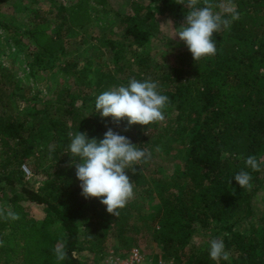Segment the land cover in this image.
<instances>
[{
    "label": "trees",
    "instance_id": "obj_1",
    "mask_svg": "<svg viewBox=\"0 0 264 264\" xmlns=\"http://www.w3.org/2000/svg\"><path fill=\"white\" fill-rule=\"evenodd\" d=\"M4 1L0 0V5ZM94 1L104 11L114 12L110 0ZM238 1L236 10L221 15L230 26L214 34L215 56L195 61L188 49L163 65L147 54L148 45L161 35L162 19L172 22L178 31L189 9L178 0H134L130 4L133 13L117 14L121 19L116 34L120 37H101L111 39L103 47L113 52L112 67L100 60L65 63L64 72L77 78L73 95L81 98V105L73 98L57 95L45 100L37 95L27 99L31 104L28 111L10 113L11 106H16L13 98L23 96L15 76L0 69V202L19 215L12 230L24 236L21 264H92L76 255L86 251L102 256L110 239L130 250L139 246L145 234L157 247L158 261L264 264V219L241 230L252 218L257 196L264 192V163L260 171L245 165L250 155L258 160L264 156V0ZM89 2L78 0L72 6H61L64 14L56 13L55 18L71 27L70 18L76 22L80 16L74 8L85 11ZM220 2L208 0L215 10ZM204 6V0H200L197 7ZM82 17L83 25L89 24L87 14ZM34 21L41 27L48 19L41 10H34ZM60 30L48 38L52 45L61 43ZM57 49L66 55L63 46ZM40 55L46 58L48 54ZM80 68L81 72L77 70ZM131 78L155 81L158 91L169 97L165 121L151 124L153 130L164 126L156 136L150 130L145 134L139 124L128 128L126 119L117 125L111 117L96 113V97L126 86ZM8 85L15 88L14 93ZM87 88H92V93H87ZM108 127L151 152L147 162L126 169L139 194L118 210V217L108 213L99 198L85 199L81 195V182L72 164L79 157L72 156L69 148V133L86 132L89 138L103 139ZM166 137L181 147V168L164 179H150L143 168ZM225 152L229 155L221 159ZM25 166L32 174L42 169L44 178L37 190L26 180ZM241 170L252 176L250 191L234 179ZM7 187H18L19 194L10 197ZM142 197L152 208L147 213L139 204ZM23 200L45 207L47 215L42 224L23 215ZM8 223L4 217L0 221V259L12 251L8 248L11 236L2 234ZM198 233H214L221 238L230 259L212 260L210 244L194 242ZM56 248L66 252L64 260L56 259ZM10 263V259L0 262Z\"/></svg>",
    "mask_w": 264,
    "mask_h": 264
},
{
    "label": "rangeland",
    "instance_id": "obj_2",
    "mask_svg": "<svg viewBox=\"0 0 264 264\" xmlns=\"http://www.w3.org/2000/svg\"><path fill=\"white\" fill-rule=\"evenodd\" d=\"M78 0H5L0 5V69L11 72L16 78V85L20 87L18 91L23 97L16 96L13 98L15 105L9 109L11 112L28 111L30 103L27 99L40 96L45 100L55 98L57 95L68 100L75 99L78 105H81V98L74 96L75 76L64 72L65 63L70 61L72 64H88L89 61L106 62L109 66H113V52L110 47L106 46L107 40H111L110 35L120 37L116 34L120 19L117 14H130L134 10L130 4L134 0H110L111 6L114 9L113 13L104 11V8L94 0H90L89 7L81 11L78 7L74 8L77 13L80 12L78 20L72 21L70 18L71 27L63 25V21L55 18V14L63 16L61 6H72ZM238 0H221L217 6V10L212 9L214 14H230L237 8ZM34 10H41L42 16L48 19L45 26L38 27L34 21ZM87 14L89 24L83 25V18ZM71 16V15H70ZM41 22V21H40ZM76 23V24H75ZM61 29V30H60ZM61 31V43L52 45L48 38H53L55 33ZM161 35L157 39L152 40L148 45L147 54H150L159 64H168L170 57L182 52L188 51L186 44L176 36L177 31L172 22L166 19L161 20ZM103 35H109V38H102ZM63 46L67 50L66 55L62 56V52L58 47ZM45 52L48 55L44 58L40 55ZM50 56V57H48ZM88 66V65H87ZM86 66V68H87ZM81 72L83 69H77ZM2 74L0 73V76ZM10 92L15 91V88L8 85ZM87 93H92V88L85 90ZM3 109L0 105V115ZM127 121V120H126ZM164 126L160 124L155 130L152 126L140 125V129L147 134L150 131L156 136L163 131ZM180 146L172 142V138H164L161 146L154 152L155 157L144 166V172L150 179H164L175 173L177 168H181V153H178ZM264 157V156H262ZM27 168L26 166L23 167ZM29 174L26 175V180L30 183L34 190L42 186L41 180L44 178L42 169L39 173L32 174L27 168ZM154 182V181H153ZM155 186V183L154 185ZM6 192L10 197L19 194L18 187H7ZM139 194V190L134 191ZM157 200H154L156 203ZM22 213L28 219L36 221L39 225L44 222L47 212L44 206L37 205L26 200L20 202ZM139 204L145 207L146 213L152 208L149 205V200L141 198ZM0 209L4 211V215L0 216V221L3 217H7V210L12 212V208L3 207L0 202ZM264 219V192L259 194L253 205L252 218L246 222L241 230L248 228L249 224L261 223ZM139 221V219H136ZM9 222L2 234L11 236L8 248L11 253L0 259L3 263L10 259V264H21L22 255L20 244L24 243V236L15 235L12 227H15L14 220L6 218ZM53 225L52 227H54ZM1 234V232H0ZM216 238L214 233L200 234L198 233L194 242L200 244ZM219 239V238H216ZM221 239V238H220ZM1 241V240H0ZM139 248L152 264H158L157 247L153 243L151 237L146 235L139 239ZM131 248V249H132ZM130 249V250H131ZM128 246H123L120 241L110 239L107 242V249L102 256L99 254L91 255L88 252L77 254L80 261L90 262L92 264H104L105 257L110 252H115L122 257L130 251ZM3 251L0 250V255ZM21 258V259H20Z\"/></svg>",
    "mask_w": 264,
    "mask_h": 264
},
{
    "label": "clouds",
    "instance_id": "obj_3",
    "mask_svg": "<svg viewBox=\"0 0 264 264\" xmlns=\"http://www.w3.org/2000/svg\"><path fill=\"white\" fill-rule=\"evenodd\" d=\"M204 2V7H197L200 0L177 2L185 5L189 11L176 36L186 44L195 61L215 56L217 47L213 36L222 27L230 26L228 20L214 14L208 0ZM233 18L237 19L238 16ZM158 88V83L150 79L140 81L131 78L126 86L120 85L99 94L95 99L96 113L102 118L111 117L117 125L126 119L128 128L136 124L149 126L164 122L165 109L170 101ZM128 128H125V131ZM69 136L70 152L72 156L79 157V160L72 161V164L81 182V195L85 199L99 198L101 203L106 205L107 212L118 217V210L126 207L135 195L134 184L126 169L147 162L151 159V152L138 148L127 136L121 135L111 127H108L103 139L89 138L86 132L80 131L74 135L69 133ZM228 155L223 153L221 159ZM262 163L264 157L258 160L256 156L250 155L245 159L246 167L252 171H260ZM234 179L244 190L250 191L253 187L252 176L248 171L241 170ZM229 183L231 184L232 180H229ZM2 215L4 211L0 209V216ZM6 218L18 220L19 215L9 211ZM2 245L3 241H0V246ZM55 256L58 261H62L66 258V252L56 248ZM209 256L217 262L230 259V253L226 250L223 240L213 238L210 241Z\"/></svg>",
    "mask_w": 264,
    "mask_h": 264
},
{
    "label": "built area",
    "instance_id": "obj_4",
    "mask_svg": "<svg viewBox=\"0 0 264 264\" xmlns=\"http://www.w3.org/2000/svg\"><path fill=\"white\" fill-rule=\"evenodd\" d=\"M24 171L29 174L27 168ZM104 264H152L139 248H132L127 255L110 252L104 259ZM158 264H174L172 261L159 260Z\"/></svg>",
    "mask_w": 264,
    "mask_h": 264
}]
</instances>
